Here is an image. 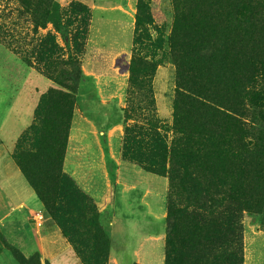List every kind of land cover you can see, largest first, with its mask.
Listing matches in <instances>:
<instances>
[{
	"label": "rangeland",
	"instance_id": "1",
	"mask_svg": "<svg viewBox=\"0 0 264 264\" xmlns=\"http://www.w3.org/2000/svg\"><path fill=\"white\" fill-rule=\"evenodd\" d=\"M248 9L264 19L263 0H0V171L45 213L26 250L0 233V264H264V59L235 111L253 160L231 159L225 125L220 147L185 158L175 117L192 96L176 22L190 12L212 34ZM213 58L198 62L219 104L229 68Z\"/></svg>",
	"mask_w": 264,
	"mask_h": 264
},
{
	"label": "trees",
	"instance_id": "2",
	"mask_svg": "<svg viewBox=\"0 0 264 264\" xmlns=\"http://www.w3.org/2000/svg\"><path fill=\"white\" fill-rule=\"evenodd\" d=\"M229 2H234V0H229ZM231 7L233 10L236 9V12L239 11L237 4L233 3ZM247 11L249 12L248 17L245 20H238L235 28L215 29L212 30V34L204 28L206 22L204 17L196 21V17L190 12V15H185L183 21L176 22L171 45L173 48H181L182 62L187 66L186 68L185 65L184 67L180 65L182 69L179 73V88L192 94L191 97L185 96L186 105H180V100L185 94H180L175 102L178 131L186 136L184 146L180 149L185 158H199L203 149L220 147L224 136L216 135V132L219 127L225 125L226 135L228 133L229 136L227 144L229 143L233 153L231 159L237 160L238 156L235 152L239 151L245 154L246 159H254L252 144L245 142L246 132L243 130L242 122L236 118L237 113L235 112L236 110L239 112L238 107L243 101V98H240L247 93V85L254 82L255 70L264 59V48L260 47L262 46L260 40L258 38L252 40L249 37V33L255 27V22H260L261 25L257 37L264 34V19L262 20L261 14L258 19L254 10L248 9ZM243 15L244 12L240 14V16ZM190 16L191 19H189ZM193 28L200 29L201 33L197 37L187 38V32ZM202 28L205 30L203 31ZM190 33L192 34L193 31ZM211 51L215 52V58L211 59V62L222 63L229 68V73L225 72L222 76L225 82L224 88L230 90L231 94H228L225 102H219V104H214L216 97L214 91L211 90V71L203 72L204 67L209 65L198 62ZM191 65H194L192 69L189 68ZM197 65H201L202 68H198ZM188 106L191 107V111L185 112ZM215 154L218 155V152ZM63 181L64 179L59 177L56 186ZM36 195L40 200L37 193ZM81 199L84 200V198Z\"/></svg>",
	"mask_w": 264,
	"mask_h": 264
},
{
	"label": "crops",
	"instance_id": "3",
	"mask_svg": "<svg viewBox=\"0 0 264 264\" xmlns=\"http://www.w3.org/2000/svg\"><path fill=\"white\" fill-rule=\"evenodd\" d=\"M3 169L0 171V178H3L0 181V201L2 204L4 202L6 204L9 201L10 205L8 206L12 207L3 215H0V233L3 234L7 241L9 234L15 235L12 245L18 249L26 250L29 245L34 244V241H38L37 238L34 240L32 235L33 224L31 221L34 220L37 210H43V205L26 180L23 182L20 178L14 177L13 174L6 171V166H3ZM16 171L18 169H15ZM11 219L12 221L10 222ZM65 249L68 250V248ZM56 258L54 255L52 258L47 257L45 259L52 261ZM52 264H55V262L52 261Z\"/></svg>",
	"mask_w": 264,
	"mask_h": 264
},
{
	"label": "built area",
	"instance_id": "4",
	"mask_svg": "<svg viewBox=\"0 0 264 264\" xmlns=\"http://www.w3.org/2000/svg\"><path fill=\"white\" fill-rule=\"evenodd\" d=\"M34 220L39 227L42 226L45 221V213L43 211L38 212L34 217Z\"/></svg>",
	"mask_w": 264,
	"mask_h": 264
}]
</instances>
